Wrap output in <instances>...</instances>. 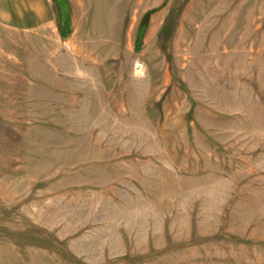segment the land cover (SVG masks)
<instances>
[{"label": "rangeland", "instance_id": "374dc122", "mask_svg": "<svg viewBox=\"0 0 264 264\" xmlns=\"http://www.w3.org/2000/svg\"><path fill=\"white\" fill-rule=\"evenodd\" d=\"M0 24V264H264V0H52Z\"/></svg>", "mask_w": 264, "mask_h": 264}, {"label": "crops", "instance_id": "0c3cea01", "mask_svg": "<svg viewBox=\"0 0 264 264\" xmlns=\"http://www.w3.org/2000/svg\"><path fill=\"white\" fill-rule=\"evenodd\" d=\"M52 0H0V24L18 31H38L53 21Z\"/></svg>", "mask_w": 264, "mask_h": 264}]
</instances>
